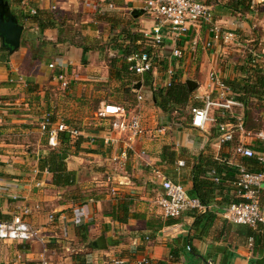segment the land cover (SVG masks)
I'll return each instance as SVG.
<instances>
[{"label":"crops","instance_id":"crops-1","mask_svg":"<svg viewBox=\"0 0 264 264\" xmlns=\"http://www.w3.org/2000/svg\"><path fill=\"white\" fill-rule=\"evenodd\" d=\"M4 1L23 29L17 50L11 54L0 52V220H9L27 207L29 214L23 219L39 232L43 242L0 241V264H38L41 260L46 264H264V223L253 228L236 225L221 219L219 212L226 204L237 201L233 187L236 166L262 170L256 163L249 166L250 159L235 153L238 143L264 152V79L258 82L253 76V71L260 77L263 75L250 53L258 41L254 23L230 15L224 3L213 5L214 1L197 0L211 7L220 29L232 32L234 39L225 44L218 41L209 51L185 52L181 60H167L168 51L162 52L150 73V88L161 87L166 66L173 69L177 81L195 83L181 123L174 122V114L169 116L153 105L144 75L130 82V99L112 104L123 107L129 114L136 113L143 133L131 142L121 167L111 157L127 142L126 137H117L111 146L103 145L102 139L109 129L107 120L101 119V129L84 130L75 140L69 139L73 151L103 158L105 167H101V172L117 171H111L106 182L101 181L102 185L108 184L107 194L78 202L65 193L69 187L53 186L50 174L39 170L38 160L42 156L23 152L12 138L15 133L24 135L29 123L38 120L35 115L41 103L54 109L51 100L55 99L42 92L43 82L55 85L54 71L48 69V64L52 63L55 69L67 67L68 73L82 57L81 47L88 61L100 53L96 43L101 40L118 51L125 35H140L141 30L151 28L153 20L142 10L145 0ZM258 7L264 9V0H249V11L245 14L255 17ZM29 10L35 14L30 15ZM200 36L207 38L206 28L200 30ZM26 62L31 64L28 72L23 71ZM210 72L245 104L244 134L236 135L225 145L218 143L213 125H206L204 130L190 126L189 108L201 104L204 95H213L208 80ZM18 84L24 88L23 93L31 92L32 86L33 96L39 97L25 94L26 99L18 100L15 97L21 87ZM244 85H250L245 90L251 92L243 97ZM57 111L50 114L58 115ZM78 138L81 142L77 145ZM164 148L167 150L163 151ZM167 151L173 152L174 160L167 158ZM212 164L222 168V174L206 169ZM194 167L201 173L193 174ZM212 172L217 182L213 181ZM161 178L180 184L188 195L196 183L210 210L204 214L185 210L176 218L162 217L156 205L161 195ZM11 182L18 185L17 201H9L3 192ZM111 188L115 191L113 195ZM258 194L264 219V181ZM79 204L84 205L89 219L74 226L70 224V209ZM50 214L52 223L47 220Z\"/></svg>","mask_w":264,"mask_h":264},{"label":"built area","instance_id":"built-area-1","mask_svg":"<svg viewBox=\"0 0 264 264\" xmlns=\"http://www.w3.org/2000/svg\"><path fill=\"white\" fill-rule=\"evenodd\" d=\"M142 10L151 16L153 25L149 29L140 31L142 50L131 52L125 58L127 71L134 76H143L153 72L157 60L162 57L164 51H168L167 60H181L185 52L194 53L198 49L209 51L218 41L225 44L234 39L232 32L220 29L213 19L211 7L197 0H145ZM28 13L35 14L33 10H29ZM203 28L207 30L206 39H202L200 36V30ZM167 42L170 43V46H167ZM179 42L182 43V46H179ZM250 53L253 63L258 65L264 76V40L257 49ZM47 67L54 71L53 78L61 89H67L68 81L63 70L55 69L52 63ZM173 73L170 66L165 67L161 87L170 85ZM208 80L213 86V95H204L200 99V106L189 108L190 126L204 130L206 125H213L218 143L220 145L229 144L236 135L243 136L244 134L242 121L244 104L235 98L230 88L214 73L208 74ZM153 87L157 88L155 85ZM136 98L140 100V96ZM97 118L108 121L109 129L107 135L102 139L103 145L111 146L117 137H126L127 142L119 149L118 153L111 157V161L121 167L127 158V152L131 149V142L143 133L139 116L136 113L129 114L119 105L108 103L103 104L97 111ZM225 119L228 120L225 121ZM38 127L40 133L45 136L46 144L51 149L57 146L61 133H66L70 140H75L80 135L79 131L63 122L53 121L49 114L41 118ZM235 153L242 158L253 160L262 167V170L250 171L242 165L236 166L233 187L237 201L222 207L219 211L220 217L226 222L253 228L259 223H264L260 213L258 194L260 185L264 181V152H255L242 143H238ZM212 173L213 181L217 182L215 173ZM159 187L161 195L157 198L156 205L164 218H176L185 210L195 214H204L211 208V206L201 203L198 198L188 195L180 184L169 179L161 178ZM17 189L16 182L5 185L3 192L9 201L19 199ZM114 192V189L111 188L110 194L113 195ZM70 212L71 225L81 226L89 219L83 204L74 205ZM28 214L29 209L23 207L20 213L11 216L9 220H0V241L18 244L32 241L43 242L39 232L23 219ZM47 220L52 223L53 215L50 214ZM38 264L46 263L41 260Z\"/></svg>","mask_w":264,"mask_h":264},{"label":"rangeland","instance_id":"rangeland-1","mask_svg":"<svg viewBox=\"0 0 264 264\" xmlns=\"http://www.w3.org/2000/svg\"><path fill=\"white\" fill-rule=\"evenodd\" d=\"M209 2H213V5L224 3L225 7L227 5L230 7L231 0H210ZM245 12L247 11L235 8L229 13L239 21L248 24L254 23L255 29L258 31V41L255 43L256 46L254 47L257 49L264 40V9L262 7L255 9V17L253 18L246 15ZM251 26L252 25H249V28ZM249 32L251 31L249 30ZM76 41H79V39ZM96 45H98V48L101 50L100 53H98V56L96 54L89 61L86 59L85 64H81L79 61L77 65L69 69L70 72L68 73L67 67L62 68L68 81L67 89H61L56 81L55 85H49L47 81L43 82L42 92L48 93L51 98L55 99L51 101L56 106L51 104L54 108L51 109L46 103H41L39 109L36 111L37 114L35 115V117H39L37 118L38 120H35L32 123L30 122L29 126L25 124L28 127V130L24 129V135L14 132L15 138H12V140L16 141V144H19L20 149L23 152L27 150L33 157L42 156V158H44L49 153L59 154L64 152L65 156L63 162L65 168L72 169V172L74 173V184L72 187H69L70 190L66 189L65 193L78 199V202L88 198H101V196L107 194L109 192L108 184L106 183V186L102 185L101 181L106 182V177L110 175V172L117 173V171L106 170V174L101 172V167H105L103 165L105 162L101 156H86L84 153H81V150H77L79 153L73 151L70 146H67L66 148L57 146L51 149L46 144L44 134L40 133L38 125L41 118L44 115L49 114L53 121H61L79 132L84 130L97 131L98 129H101V120L97 118V110L100 109L101 102L118 103V100L121 99V101H123L122 103H126V101L130 99L131 94L129 93V85H131L130 82L132 81V77L127 74H121L120 80L114 78L115 69L121 66V61L118 58V51H114L109 47V44L103 40L96 43ZM229 47L232 46L229 44ZM254 48L252 50H255ZM242 51L246 53V50L242 49ZM113 60H116V63L112 66L111 61ZM64 65L65 63L63 66ZM30 66L31 64L29 65L26 62L23 66V71H30ZM21 79L17 80L18 83H21ZM18 86H21L18 87V94L15 96L18 100L26 99L25 94H28L27 97H39L37 94H34L35 96H33L32 93L34 91L32 86L29 87L31 92L28 93H23L25 91L21 84H18ZM57 104L59 106H57ZM56 109H58V115L55 113L54 115L50 114V111L52 112ZM95 147L100 149V146L97 144Z\"/></svg>","mask_w":264,"mask_h":264},{"label":"trees","instance_id":"trees-1","mask_svg":"<svg viewBox=\"0 0 264 264\" xmlns=\"http://www.w3.org/2000/svg\"><path fill=\"white\" fill-rule=\"evenodd\" d=\"M240 7V10H246L249 11V0H231L230 7L227 5L226 8L229 12L231 10ZM35 17V16H34ZM34 17H31L34 20ZM63 33V31H61ZM123 44L119 47V53L120 57H118L121 61V66L119 68H116L114 71V78L116 80H120L121 74H127L132 77V81L138 80V76H134L130 74L127 71V63L125 62V58L127 55H129L131 52L142 50L141 45V37L140 35H125V38L122 39ZM125 41V42H124ZM60 43V42H57ZM125 43V44H124ZM44 44V43H43ZM46 44V43H45ZM82 49V57H81V64H85L86 62V53L84 47H81ZM0 52L6 51L0 47ZM35 55H32V60H34ZM116 63V60L111 61V65ZM253 76L257 77L258 79L262 80L264 79V76H259L255 71H253ZM144 82L146 86L149 88V94L151 97V101L153 102V105L158 108L162 113H165L167 115L174 114V122L175 123H181V118L184 117V109L188 106L190 101V95L191 92L187 90L186 85L183 82L177 81V78L173 76L170 85L168 87H160V88H150V81L151 76L150 74H145L143 76ZM263 81V80H262ZM250 85H244L241 89L243 97L246 96L250 91L245 90L246 87ZM201 104H197V106H200ZM245 105V104H244ZM69 142V137L66 133H61L58 137V144L57 146L66 148ZM81 142V139L78 138L76 140V144L78 145ZM56 146V147H57ZM164 150H167V148H164ZM89 152V151H88ZM61 154H64V152H61L59 154L55 153H49L46 157L38 160V168L40 171H46L48 174H50L51 178V184L56 187H70L74 184V173L72 171H67L63 162V159L61 158ZM167 158L171 161L174 160V154L173 152L167 151ZM251 160V159H250ZM254 161L251 160L249 163V166L254 165ZM196 167L193 168L192 172L194 174V171H196V174H200V169L195 170ZM208 170H214L216 173L222 174V168H219L215 164L208 165ZM224 173H228L227 170L223 169ZM190 196L196 197L200 200L203 204H208L207 200L204 198L203 193L200 191L199 187L196 186V183L193 185L192 190L189 193ZM236 202V201H235ZM229 204V203H228ZM226 204V205H228ZM225 207V206H224Z\"/></svg>","mask_w":264,"mask_h":264},{"label":"water","instance_id":"water-1","mask_svg":"<svg viewBox=\"0 0 264 264\" xmlns=\"http://www.w3.org/2000/svg\"><path fill=\"white\" fill-rule=\"evenodd\" d=\"M23 27L17 23L13 15L8 11L7 3L0 0V47L8 54L13 53L19 47L20 35ZM184 84L189 92H192L195 83L186 80ZM65 154L61 155L63 159Z\"/></svg>","mask_w":264,"mask_h":264}]
</instances>
